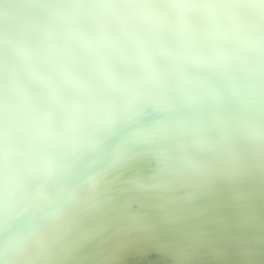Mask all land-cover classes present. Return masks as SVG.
<instances>
[{"label": "clouds", "instance_id": "9594fccd", "mask_svg": "<svg viewBox=\"0 0 264 264\" xmlns=\"http://www.w3.org/2000/svg\"><path fill=\"white\" fill-rule=\"evenodd\" d=\"M193 66L264 71V0H41L0 33V198L21 208L16 231L62 199L66 160L131 94Z\"/></svg>", "mask_w": 264, "mask_h": 264}, {"label": "bare ground", "instance_id": "6f19581e", "mask_svg": "<svg viewBox=\"0 0 264 264\" xmlns=\"http://www.w3.org/2000/svg\"><path fill=\"white\" fill-rule=\"evenodd\" d=\"M40 3L41 0L0 1V33H7ZM184 69L187 75H203L209 81L208 89L214 93L229 91L231 83L243 80L264 86V71L259 69L218 66ZM218 83L223 86H217ZM158 86L151 84L144 89L140 100L139 96L130 95L119 107L117 114L121 111L125 115L135 108L131 121L137 126L131 132L125 134L120 129L122 124L116 121L109 135L80 149L78 164L66 160L68 168L74 172L77 169V184L72 193L67 191L58 207L44 210L34 223L17 232L15 226L23 220L20 206L11 198L0 205V213L2 208L10 210L2 214L8 226L0 228V249L9 243L17 248L15 257L0 255V264H12L13 260L15 264H126L130 251L140 254L145 264H160V258L170 256L177 247L174 245L179 243L190 248L197 244L187 261L189 264H229L225 258L221 262L215 259L217 253L206 258L205 253L213 252L214 245L204 244L205 238L197 235L199 229H203L201 233L223 229L227 235L232 233L237 237L245 235L248 227L264 231V142L255 146L253 140L247 139L253 145L239 146L231 157L224 159L215 160L206 153L202 156L205 163L194 164L189 168L191 176H184L170 158L161 161L159 155L147 150H153L149 140L163 137L160 132L163 128L146 129L143 126L146 123L140 121L142 112L153 116L159 113L148 102L149 94ZM256 128L262 127L252 129ZM134 133L140 135L133 136ZM185 153L188 158H194L191 149L187 148ZM244 155L254 158H248L243 165L232 161ZM134 166L139 173L134 171ZM134 176H141L145 182ZM254 189L258 193H253ZM253 195L261 205L249 211L240 202L243 197ZM64 208L70 211L62 217L65 226L55 228ZM50 234L55 240L49 245L44 238ZM41 235V240L35 243L33 239ZM259 248V253L249 255L243 264H264V250Z\"/></svg>", "mask_w": 264, "mask_h": 264}, {"label": "water", "instance_id": "95a60500", "mask_svg": "<svg viewBox=\"0 0 264 264\" xmlns=\"http://www.w3.org/2000/svg\"><path fill=\"white\" fill-rule=\"evenodd\" d=\"M1 16L2 14H0V18ZM186 72L187 70L181 69L167 76L147 81L138 91L131 95L134 97L139 96L137 99L140 100L144 89L150 87L151 84L159 85L148 96L149 104L151 101V106H155L159 113H157V116L146 112L140 114V121L141 123H146L143 125L146 129L163 128L160 131L163 137L159 136L148 141V144L151 145L150 148L154 151L147 150L151 151L153 155H159L161 161H168L170 158L171 164L178 167L179 169H176L188 177L191 176L189 168H192L196 163L200 165L205 163L202 156L206 153L213 159H224L228 156L231 157L234 153L233 151L239 146L244 148V146L253 145L247 139L253 140L255 146L264 142V86L261 83H248L251 81L244 83L245 81L243 80L241 83H231L229 91L226 89L224 92L214 93L208 89L209 81L203 75L192 76L187 75ZM172 75H178L180 78L173 79L170 77ZM217 86L222 87L223 85L218 83ZM124 107L123 105L121 109L123 110ZM133 112H135L134 107L130 108L126 115L121 111L116 114V121L122 124L120 129L124 130L125 134L131 132L137 126V123L131 121ZM259 126L262 128L252 129ZM132 135L137 136L140 134L134 133ZM187 148L191 149V153H194V158H188L189 156L185 153ZM182 150L183 154L181 153ZM248 158L253 159L254 157L244 155L238 158L235 157L232 161L243 165L248 162ZM86 159L88 163V157ZM205 159L210 163L209 159ZM68 160L74 165L78 164V153L75 156L70 155ZM133 168L136 173H139L135 166ZM74 170L75 172L66 165L64 174L66 191L62 197L63 200L67 191L70 190L72 193L74 184H77V169L74 168ZM243 172L244 175L248 176L247 171ZM134 178L145 182V179L141 178V176H134ZM252 192L258 193L255 189ZM62 199L55 201L53 205L51 203L45 205L44 210L58 207ZM243 199L240 204H246L249 207V211L256 209L259 203L261 205V201L258 203L255 195L243 197ZM6 202L7 198H0V205ZM2 210L0 221H6L7 219L2 214L6 210H10L9 208H2ZM69 213V209L64 208L62 210V215L58 218L59 221L55 223V228L65 226V221L62 217L69 215ZM50 218L47 217L49 220ZM248 228L245 230L246 234L242 237H237V235L232 233L227 235L223 229H209L202 233L203 229H199L197 235L205 238L204 244L214 245L212 247L213 252L205 253L206 258L209 254L217 253L218 255L215 259L219 262H221L222 258H225V261L229 264H243V260L248 259L249 255L259 253V247L264 250V231H253V228ZM52 235H47L44 238L49 245L53 244L55 240V236L53 235L54 237H52ZM41 238L42 235L41 237L37 236L33 241L38 243ZM151 244L152 247L155 246V244ZM196 245V243L192 244L191 248L183 247V243L174 245L177 247L172 250L170 256L165 257V259L160 258V264H189L187 261L195 251ZM140 256L135 251H130L126 264H145L146 261L140 259ZM254 257L257 258L256 256Z\"/></svg>", "mask_w": 264, "mask_h": 264}]
</instances>
